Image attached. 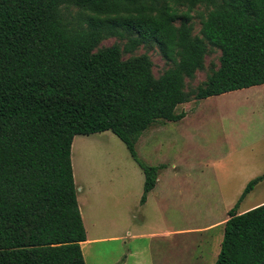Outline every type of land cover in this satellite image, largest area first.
Returning <instances> with one entry per match:
<instances>
[{"label": "trees", "instance_id": "1", "mask_svg": "<svg viewBox=\"0 0 264 264\" xmlns=\"http://www.w3.org/2000/svg\"><path fill=\"white\" fill-rule=\"evenodd\" d=\"M199 1L0 0V264H86L75 135L109 130L125 144L144 174L143 204L163 167L137 154L147 128L181 120L176 107L191 97L264 84V0H212L200 37L190 23ZM63 4L88 11L86 25L66 26ZM109 36H126L125 51L156 46L172 66L155 78L146 53L93 51ZM208 45L220 51L219 65L190 94L185 79L203 67ZM263 178L249 180L229 209L213 264H264V202L237 212Z\"/></svg>", "mask_w": 264, "mask_h": 264}, {"label": "rangeland", "instance_id": "2", "mask_svg": "<svg viewBox=\"0 0 264 264\" xmlns=\"http://www.w3.org/2000/svg\"><path fill=\"white\" fill-rule=\"evenodd\" d=\"M213 1L200 0L192 6V35L201 36L202 16ZM175 6L184 11L188 3L183 1ZM89 14L73 4L59 7L60 18L71 28L85 26ZM126 42V36H109L93 51L117 46L122 59L146 53L155 78L172 66L156 46L139 45L125 51ZM207 49L203 67L195 71L193 78L185 79L184 89L190 94L219 65L220 51L209 45ZM176 111L186 114L179 121L154 122L136 141L142 162L163 166L158 171L156 187L143 204L142 169L114 133L105 130L74 136L71 163L74 183L81 187L77 200L88 236H105L104 229L111 222L107 218L119 221L121 217L117 233L122 236L120 240L92 245H152L153 262L149 264L215 262L229 209L248 181L264 174V84L201 100L191 97L179 104ZM120 181L126 184L122 187L123 197H107L100 212H93L91 198L83 187L100 183L118 189ZM263 200L264 178L242 199L237 212ZM92 216L101 223L97 227L91 225ZM137 235L141 237L135 238ZM107 251L102 255L99 249H93L90 256L86 255L87 264H105L110 260L105 255ZM199 255L202 257L198 258Z\"/></svg>", "mask_w": 264, "mask_h": 264}, {"label": "crops", "instance_id": "3", "mask_svg": "<svg viewBox=\"0 0 264 264\" xmlns=\"http://www.w3.org/2000/svg\"><path fill=\"white\" fill-rule=\"evenodd\" d=\"M75 185L77 187V184ZM96 185L94 184L86 188L85 186L84 187L82 186L83 190H85L86 193L91 198L90 208L93 210V212L95 211L100 212V210L104 206V201L105 199H107V197H111L113 199H118V200L119 198L123 197L125 189L122 187L126 186V184H124V181L119 182L118 189L111 186V184L96 183ZM156 185L157 184H155L154 188L156 187ZM154 188L150 192H152ZM79 189H81L80 186L77 187V191ZM263 202L264 200L261 201L259 204ZM78 203H79V198H78ZM259 204L250 206L244 209L243 211L248 210ZM81 216H82V220L84 222L85 228H86L85 219L83 218L82 213H81ZM92 217H93L91 221L92 227L94 226L97 227L98 225L101 224L99 219H96L94 216ZM116 218H118L117 215H116ZM107 220L111 222L104 229L105 236L90 237L88 236V232L86 228V240L81 242V249H82V253H83L86 264H87L86 255L90 256L93 249H99L102 255L104 251L108 249L105 255H108L107 258H109L110 260L107 261L105 264H116L120 262L121 264H128L129 261H130V264L131 263L142 264L143 261L144 262L146 261V263L148 264L153 262L152 245H92V244H96L100 242H114L122 238V236H119L117 234L118 231L120 230L121 217L119 218V221H116L114 218L113 219L107 218ZM89 221H90V218H89ZM99 228L101 229V227ZM138 237H141V236H138V235L135 236V238H138ZM123 238L125 239L124 236ZM102 246H104V248L101 249ZM197 257L199 258L202 256L199 255ZM198 260L200 261V259Z\"/></svg>", "mask_w": 264, "mask_h": 264}]
</instances>
